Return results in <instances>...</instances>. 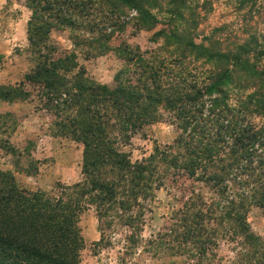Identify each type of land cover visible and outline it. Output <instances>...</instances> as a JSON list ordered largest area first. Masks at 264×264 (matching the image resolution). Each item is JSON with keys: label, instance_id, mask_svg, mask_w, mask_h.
Listing matches in <instances>:
<instances>
[{"label": "trees", "instance_id": "trees-1", "mask_svg": "<svg viewBox=\"0 0 264 264\" xmlns=\"http://www.w3.org/2000/svg\"><path fill=\"white\" fill-rule=\"evenodd\" d=\"M223 2L230 11L210 27V0H25L33 66L0 86V102L38 100L53 135L82 145L85 179L32 192L0 169V264H80L81 217L92 207L96 248L110 246L114 227L128 229L136 248L150 203L167 188L178 205L150 247L176 242L173 255L202 264L229 241L230 264H264V237L248 223L264 208V0H218V9ZM131 24L152 33L154 49L127 43ZM56 31L70 33L72 52L52 41ZM108 51L125 63L111 84L73 75L78 53ZM166 118L175 139L134 160V139Z\"/></svg>", "mask_w": 264, "mask_h": 264}, {"label": "rangeland", "instance_id": "rangeland-1", "mask_svg": "<svg viewBox=\"0 0 264 264\" xmlns=\"http://www.w3.org/2000/svg\"><path fill=\"white\" fill-rule=\"evenodd\" d=\"M210 1L214 2V11L207 25L214 27L218 26L220 14L230 11V5L223 2L218 9V0ZM134 15L135 13H132V16ZM30 17L31 13L25 5V0H0L2 87L20 83L33 66L31 55L27 51ZM125 38L130 46H137L142 52L155 48L150 42L152 33L136 32L133 24L128 27ZM52 41L62 51L72 52L74 49L68 31L54 32ZM77 64L78 68L74 70L73 75L82 73L88 82L97 84H111L115 75L125 68L123 59L113 51L93 58L78 53ZM38 107L40 102L36 99L34 102H0V169L11 172L20 189L32 192H49L59 185L71 187L82 183L85 179L82 145L71 138L54 136L49 130L50 121L47 114L38 110ZM165 120L166 122L146 127L143 131L144 139H141V136L134 139L133 147L128 148L134 153V160L142 158L143 152L140 150L150 152L155 145L165 146L175 139V127L169 123V119ZM258 122L262 123V120ZM198 192L207 200L212 197L211 190L203 185L196 186V193ZM173 195L180 194L168 188L156 192L154 201L149 205L150 210L145 215V225L142 227L140 242L136 248H130L132 245L127 240L128 229L119 227L107 231L110 246L96 248L94 244L101 237L99 220L95 208L87 210L80 223L84 238L80 264H199L195 257L173 255L171 252L179 247L176 242L171 243L172 251L149 246V241L157 237L178 205ZM248 223L253 233L264 237V208H253L248 215ZM235 248V244L221 241L214 251L216 257L208 255L202 264H230L236 257Z\"/></svg>", "mask_w": 264, "mask_h": 264}]
</instances>
